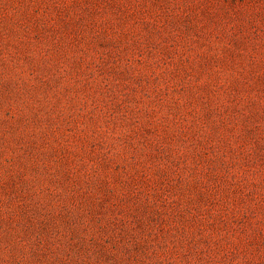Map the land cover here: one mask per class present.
Wrapping results in <instances>:
<instances>
[{"label": "rangeland", "instance_id": "1", "mask_svg": "<svg viewBox=\"0 0 264 264\" xmlns=\"http://www.w3.org/2000/svg\"><path fill=\"white\" fill-rule=\"evenodd\" d=\"M0 264H264V0H0Z\"/></svg>", "mask_w": 264, "mask_h": 264}]
</instances>
